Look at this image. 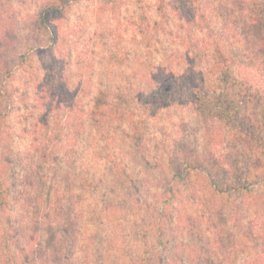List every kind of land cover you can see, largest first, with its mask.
<instances>
[{"label": "rangeland", "instance_id": "374dc122", "mask_svg": "<svg viewBox=\"0 0 264 264\" xmlns=\"http://www.w3.org/2000/svg\"><path fill=\"white\" fill-rule=\"evenodd\" d=\"M12 4L14 49L0 76V264H220L215 234L233 237L239 226L256 231L249 244L264 245V208L235 191L230 204L217 200L209 210L205 178L169 170L188 169L196 156L207 164L211 151L246 163L240 147H256L232 141L242 125L226 106L239 96L264 100V44L248 19L264 36V0H252L250 12L240 0H191L194 22L171 0ZM57 5L47 23L38 18ZM219 61L229 70L216 71ZM216 80L229 87L225 118L207 122L200 83ZM254 104L259 116L251 113L246 127L258 124L263 135L264 104ZM124 111L136 116L142 142L129 139ZM232 203L221 221L220 207Z\"/></svg>", "mask_w": 264, "mask_h": 264}, {"label": "trees", "instance_id": "16d2710c", "mask_svg": "<svg viewBox=\"0 0 264 264\" xmlns=\"http://www.w3.org/2000/svg\"><path fill=\"white\" fill-rule=\"evenodd\" d=\"M162 3H165L166 0H160ZM176 10L180 11L188 20L193 21L195 20V16H193L196 10L194 4H191V0H171ZM242 4L243 10L245 12H250L249 5L252 2V0H240ZM246 7H245V6ZM59 5L55 7H47L42 8L38 12V18L44 22H48V13L52 12L53 14H57L59 11ZM196 12V11H195ZM15 18L16 15L14 13L12 0H0V76L5 73L9 67L11 49H14V44L10 43V40L15 38ZM249 24L253 25V23L257 22L258 27V34L259 42H263L264 44V36L262 35L261 31V24L260 22L256 21L253 18V14L249 16ZM256 27V25L254 26ZM225 57V56H224ZM228 62L222 63L219 61L217 62L218 65H222L220 69H217L216 71H221L224 73L226 71V68L229 70V66H227ZM216 69V68H215ZM217 84L213 83L208 85H205V83L202 84L203 90V96L199 95V98L201 99L202 106L199 110L200 116L205 119L207 122L208 120L213 117L214 119H217L219 121L224 120L225 118V110H223L221 107L226 104V101L223 100L225 95L229 97V87L222 86L218 82V80L215 81ZM3 81L0 80V98L3 97L4 92V86L2 85ZM211 87V88H210ZM223 90V93H222ZM225 94V95H224ZM224 95V96H223ZM258 98L254 99H246V97H237L236 99H232V104L228 102V105L226 106L229 110L233 109L231 111V115L235 117V121L242 125V129L239 131V133H236L233 135L234 142L238 143L237 141H246L248 138H250L251 142L255 144L256 147L252 146L251 144L244 142L242 144L243 147L241 148V151H238L239 155L238 159L242 160L244 159L246 163H234L235 161L230 160L225 156V154L222 153V158H217L215 154L210 153L212 155V158L209 159L208 163H204L202 159L199 156H196L194 161H192V165L188 167V169H185V167H181V164H177V166H174L173 164H170L169 167L170 172H172L174 176H184V178H190L193 171L196 172V176L198 178L204 177L205 178V184L203 185V190H210L214 196L212 197L211 201V193L209 196V202L204 203L205 207L209 210L212 209L211 206H208V203L215 204L217 200H226L229 202H226L224 204H230V201L233 197V192L237 191L238 195L243 198V201L248 202L249 205H255V206H261L264 208V176L261 177L259 174H262L264 172V151L259 149L258 144H260L261 139L264 138L263 135L258 134L257 132L262 133V129L259 128L258 124L255 125L254 130L252 133L249 131L251 128L252 123V114L255 113V107L256 104L259 103L258 107L262 111V106L264 104V100H261L259 95H256ZM196 102H198V97L194 96ZM260 98V99H259ZM159 99H154L155 102H158ZM208 101H213V103H208ZM104 103V102H103ZM223 103V105H221ZM225 107V108H226ZM219 113L216 112V110H220ZM102 112V111H101ZM252 113V114H251ZM114 114V109L111 108L107 113L102 114ZM122 115L119 116L123 120L125 119V123L127 124L129 128V139L131 141L135 142H142L143 134L141 129H139V122L136 118V116L126 117L127 111H124L121 113ZM111 116V115H110ZM259 116L258 114L256 117ZM118 117V118H119ZM258 118V117H257ZM211 120V119H210ZM247 120H250L248 123V127H246ZM245 126V128H244ZM261 126V125H260ZM241 132V133H240ZM211 134H208V141L209 144L212 146L213 141H211L210 138ZM247 135V137H245ZM212 142V143H210ZM240 144V143H239ZM248 144L250 147H248ZM241 146V145H240ZM235 154V152H234ZM175 156V155H174ZM170 157V161L173 162L174 158L176 157ZM178 158V157H177ZM180 158H186V156H181ZM185 160V159H183ZM199 161V163H197ZM256 161H259V164H261L262 170L256 171ZM197 164V165H195ZM253 167V168H252ZM171 168V169H170ZM182 168V169H181ZM209 188H207V187ZM6 187L4 186V183L2 179L0 178V207H2L7 202L6 197ZM217 208V207H216ZM222 214L220 215V220L223 222H227L228 219L224 218V216L228 215L229 212H232L233 209H235V205L232 203L231 211H227L228 209H223V206L220 207ZM219 210V209H218ZM237 213V212H235ZM264 214V213H263ZM238 217V216H237ZM217 223V222H216ZM240 223V221H239ZM215 224V223H214ZM218 224V223H217ZM264 225V221H258L257 226ZM213 225V224H212ZM216 225V224H215ZM253 225V224H251ZM245 227H242V229L239 226V229L233 233L232 236H227V233H224L222 230L215 234V236L218 239L217 244L221 246H216L218 249H222L219 263L220 264H264V245H252L249 244V240H247L248 236H251L253 241H256V231H250V235L246 232L243 233V229ZM253 229V226L250 227ZM256 228V227H255ZM262 228V226H261ZM241 231V233L245 234L242 236H237V232ZM261 235V234H260ZM246 236V237H245ZM228 239V241H225ZM231 240V241H230ZM217 240H215L216 242ZM240 250V251H238ZM252 253V256L249 258L248 261H241L239 256L242 252H248Z\"/></svg>", "mask_w": 264, "mask_h": 264}]
</instances>
